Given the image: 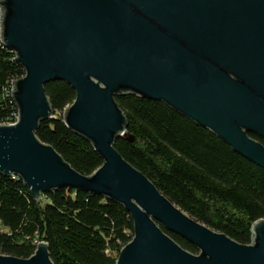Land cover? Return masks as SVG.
Wrapping results in <instances>:
<instances>
[{
	"label": "water",
	"instance_id": "95a60500",
	"mask_svg": "<svg viewBox=\"0 0 264 264\" xmlns=\"http://www.w3.org/2000/svg\"><path fill=\"white\" fill-rule=\"evenodd\" d=\"M0 35L26 74L13 81L18 110L0 124V172L36 200L60 188L103 195L130 213L134 233L117 264H264V219L243 244L192 217L126 160L128 119L115 96L162 100L264 168V0H0ZM76 91L64 123L92 141L103 165L76 170L36 134L56 118L45 84ZM194 244L183 248L160 226ZM55 264L40 242L29 258Z\"/></svg>",
	"mask_w": 264,
	"mask_h": 264
},
{
	"label": "trees",
	"instance_id": "16d2710c",
	"mask_svg": "<svg viewBox=\"0 0 264 264\" xmlns=\"http://www.w3.org/2000/svg\"><path fill=\"white\" fill-rule=\"evenodd\" d=\"M15 57L0 45V124L14 122L18 113L11 82L26 72ZM45 91L56 118L41 122L37 136L91 175L103 165L102 157L92 141L64 123L76 91L60 79L47 82ZM115 99L128 119L126 135L116 144L121 155L192 217L240 243H252V225L264 219V168L162 100L133 93ZM0 223L6 229L0 231V254L29 258L44 241L55 264H117L134 233L126 208L103 195L65 187L36 200L22 179L1 172ZM160 226L183 248L199 253Z\"/></svg>",
	"mask_w": 264,
	"mask_h": 264
},
{
	"label": "built area",
	"instance_id": "2783aa9c",
	"mask_svg": "<svg viewBox=\"0 0 264 264\" xmlns=\"http://www.w3.org/2000/svg\"><path fill=\"white\" fill-rule=\"evenodd\" d=\"M1 15H2V7L0 5V29H1ZM0 45L4 46V43H3L2 38H1V35H0ZM14 80H16V79H14ZM13 81L11 82V95H12V91H13ZM16 115L18 116V113ZM16 119H17V117H16ZM9 123H13V122H9Z\"/></svg>",
	"mask_w": 264,
	"mask_h": 264
},
{
	"label": "rangeland",
	"instance_id": "374dc122",
	"mask_svg": "<svg viewBox=\"0 0 264 264\" xmlns=\"http://www.w3.org/2000/svg\"><path fill=\"white\" fill-rule=\"evenodd\" d=\"M2 230H6V229L0 223V231H2Z\"/></svg>",
	"mask_w": 264,
	"mask_h": 264
}]
</instances>
